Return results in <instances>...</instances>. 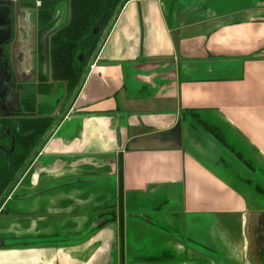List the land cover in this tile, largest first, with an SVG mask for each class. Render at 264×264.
<instances>
[{"label":"crops","instance_id":"0c3cea01","mask_svg":"<svg viewBox=\"0 0 264 264\" xmlns=\"http://www.w3.org/2000/svg\"><path fill=\"white\" fill-rule=\"evenodd\" d=\"M161 1L128 0L119 8L76 100L54 131L60 135L47 144L48 157L33 165L1 205L11 208L0 215V240L16 236L38 242L0 248V264H110L112 254L107 252L116 238L111 226L76 242L64 238L82 231L94 213L117 200L119 152L123 218L127 205L142 197L154 204L152 210L170 198L175 203L179 199L175 211L165 212L182 218L185 232L193 236L206 226L208 241L217 243L213 251L219 258L214 260H204L184 242L173 244L189 250L194 264H264V192H252L238 181L246 169L226 166L229 154L224 158L221 152L213 160L226 169V176L201 161L195 151L203 148L199 136H209L181 119L186 111L207 113L264 168V0H224L235 8L206 21L178 23L174 29L162 17ZM65 103L50 104L51 118L56 119ZM69 117L71 126L83 120L74 134L61 132ZM178 121L181 129L186 123L184 130L196 133L189 143L193 149L182 146L181 136L179 148L125 151L132 140L169 130ZM106 175L117 180L111 196L86 190L87 185L105 183ZM252 175L262 183L261 174ZM134 227L145 228L136 222ZM52 238L61 244L51 245ZM82 248L89 255H79ZM28 250L45 258L38 260ZM119 260L122 264L121 254Z\"/></svg>","mask_w":264,"mask_h":264},{"label":"flooded vegetation","instance_id":"af4514ba","mask_svg":"<svg viewBox=\"0 0 264 264\" xmlns=\"http://www.w3.org/2000/svg\"><path fill=\"white\" fill-rule=\"evenodd\" d=\"M12 1H13V4L11 6V15H10L11 36H10V39L7 41V43L4 45L3 50H4V55H6L8 67L13 75V82L10 85L14 87V90L12 92V98L10 100V106H9L7 115L4 116L3 112H0V118L11 119L13 126H16L19 119L21 118H35V117L51 118L50 111L54 109V105H50V104H52V102H66L65 105L61 108L60 112L58 113L57 115L58 117L63 112V110L66 108V105L69 103L74 91L78 87V84L73 92H69L67 89L66 82L64 83V82L54 81L52 79V70L50 66V54H48V44H49L50 36L53 34L54 31L63 27L68 22L67 21L69 17V12H68L69 6H67L68 0H57L55 4L47 5V7L43 6V0H38V1L36 0H15V1L12 0ZM31 1L34 2L33 5H30L29 2ZM163 1H168V3L164 5V11H166L165 19H166L167 27L172 28V29L175 28L176 25L181 22L176 18L174 19L171 18V14L175 7L176 8L180 7L181 10L186 12L185 14L187 15V19H190L191 16L198 19L200 17H207V16H211L214 14H221L223 12L231 10L232 8H235V6L232 5L230 2L228 3L227 1H224V0H223V3L217 2L215 0H202L203 2H201V0H163ZM62 3L65 6L63 11H62V6H60V5H63ZM241 5H245V3H242ZM44 7L46 10H44ZM188 9H190V11ZM46 12L47 14L44 15V13ZM81 58H82V55L79 56V60L84 62V65H85L84 72H85L86 70L85 68L87 67L91 58L89 60H86L85 57H83L82 59ZM60 88H63L65 95H63L61 98L59 97V99L55 98L52 101V96L56 94L55 91L60 90ZM79 92L80 91H78L75 98L72 100L73 102L67 108L66 113L72 107ZM66 113L61 117V120L59 121L58 125L51 132V135L48 136L43 141L42 145L37 149L36 154L25 165L24 169L20 173V176L15 182V186L18 185L20 180H22V178L31 171V168L36 162H40L41 160L43 161L44 158L48 157L47 144L50 142L53 136L60 135L58 133L55 134L56 132L55 130L64 121ZM57 117L56 119H53V123L57 120ZM210 117L212 121H214L215 123L217 122L216 119H214L212 116ZM7 132L8 130L6 131V134H8ZM46 133L41 138V140L37 143V145L46 136ZM14 142H15L14 138L11 137L10 151H12L14 148ZM37 145H35V148ZM51 147L53 146L52 145L48 146V149H51ZM35 148L29 154V156L23 162V164L20 166V169L17 171L15 176L20 172L22 166L34 153ZM1 150L6 151L4 147H2ZM241 152H242V158H244L243 160H245L246 166H248L251 170L253 168L255 170L256 168L255 165H257V162L256 160H252L248 158L249 155L247 154V149L245 148V146L242 147ZM122 153L123 152H119L116 157L117 178L120 177L119 163L121 161ZM105 172L106 171H104V173ZM255 185H257L256 182H254L252 185H249V186L254 188ZM10 193L11 191L9 192V194ZM19 198H21L20 195H15L14 199H19ZM118 202H119V198L117 197V202L106 204L108 208L109 207L111 208L113 206L115 207L111 209L107 208L105 210H102L98 214L94 213L95 217L91 218V220L83 227L82 231L67 235L64 239L77 240L80 236L82 237L87 236V234H89L88 231L90 230L91 225L97 223L101 219L106 220V218H113L114 216L113 214L117 212ZM11 206L14 207L13 205ZM3 207L4 206L2 207L0 206V215H5L6 213L8 214L9 209L11 207H8V206L7 208L6 207L3 208ZM135 217H138V216L135 215ZM110 223H114V222H110ZM174 241H176L177 243L184 242V244L187 245V241L180 242V240L178 239ZM54 242H57V241H54ZM54 242L52 243L54 244ZM52 243L51 245H53ZM120 244H122L120 246L122 264H172V262H177V260H179L173 257L171 253L168 251L166 252L161 251L158 254L150 252L149 254V253H146L147 252L146 250H140L139 256L134 255V257L131 258L132 260H128V259H125L124 257V250H123L124 244L122 242ZM22 245L35 246L36 244L35 243H24ZM176 247L177 245H175V247L173 245V249L178 251L180 254L182 252L186 253L184 249L180 251ZM185 260L187 259H184L182 261L179 260L178 264L179 263L183 264Z\"/></svg>","mask_w":264,"mask_h":264},{"label":"trees","instance_id":"16d2710c","mask_svg":"<svg viewBox=\"0 0 264 264\" xmlns=\"http://www.w3.org/2000/svg\"><path fill=\"white\" fill-rule=\"evenodd\" d=\"M127 1L123 0L122 7ZM56 2L57 0H43V6L47 7V5H53ZM118 2L119 0H68V22L50 36L48 54H50L52 79L66 82L69 92L75 90L84 72L85 65L84 62L79 60V56L82 55V58L85 57L86 60L91 58ZM29 3L30 5L34 4L33 1ZM45 7L44 10H46ZM46 14L47 12L44 13V15ZM52 111H50V114ZM181 114V119H187L193 129H201L220 145L236 161L234 162L236 167L238 165L237 160L241 162V166L246 165L244 158H242L241 145L237 141L233 143L231 135L226 134L219 128L218 124H216L217 122L212 121L207 113L194 110V112L186 111ZM53 119L40 117L21 118L17 125L13 126L11 119L0 118V147H4L6 150L2 151L0 148V197L20 169V166L33 151L35 145L51 128ZM7 130L8 134H6ZM11 137L15 140L12 151H10ZM224 164L233 167L231 162ZM119 166L120 177L118 180L121 181V184L118 190L117 212L119 213L117 214L123 219L121 161ZM241 166L239 167L242 168ZM260 172L253 168L251 172L246 171L244 175L241 173L237 175V179L243 186L245 185L248 188L250 187L249 185L256 182L257 185L254 188L250 187L252 192L256 189L264 192V178L262 183L257 178H250L252 173H255L256 176L261 174L264 177L262 169ZM117 214L114 213L113 218H106L105 223L114 222Z\"/></svg>","mask_w":264,"mask_h":264},{"label":"rangeland","instance_id":"374dc122","mask_svg":"<svg viewBox=\"0 0 264 264\" xmlns=\"http://www.w3.org/2000/svg\"><path fill=\"white\" fill-rule=\"evenodd\" d=\"M36 1H38V0H36ZM219 2L223 3V0H219ZM223 5H225V4H223ZM60 6H62V11H63L64 7H65L64 4L60 5ZM55 92H56V94L52 96V101L55 98L59 99V97L61 98L63 95H65L63 88H60V90H57ZM67 125L71 126L69 123H67ZM67 125H65L66 128H67ZM185 127H186V123H182V129H181L182 130L181 136L183 139V145L182 146H184L186 149H193L189 146V143L191 141V138H193L196 133L194 131L186 132L184 130ZM185 132L188 135L184 138ZM199 137L201 138L199 141H200V144L203 145V148L201 149L199 147V149H198L199 151H197V149H195V151L198 152V153H196L198 158L201 161H203L205 164H207V166H209L210 168H214L217 171V173H220L223 176L228 175V172H226V169H223L222 167L216 166V164L213 162V160H216L219 156H222L221 152L224 153V158L227 156V153L222 149V147L220 145H217L215 143V141H213V139H210L209 137H207L203 134H201V136H199ZM245 148L247 149V154L250 156L251 155L250 150L247 147H245ZM200 154H202V155H200ZM228 161H230V162L233 161L232 158H230V155L228 157ZM237 163L239 165H241V162L238 160H237ZM232 164H233V162H232ZM241 167L242 168L240 171H244L246 169V171L251 172V170L248 166L242 165ZM255 167L258 168L259 170H261V169L264 170L263 166L261 168H259L257 165H255ZM107 172H109V170H107ZM106 176L107 177H105V179H104L105 183H100V184L97 183L96 185H88L86 187V190L87 191H94V193H96L97 195H103L104 197H107L106 195L111 196L114 193V190H115V187L117 184V180H116V177H113V176L109 177V175H106ZM250 178L255 179V176L251 175ZM238 184H240V183H238ZM238 184H236V185L240 186ZM241 188H243V187H241ZM135 201L133 202V204L138 203V205L141 206L139 209H137L136 206H133V204H128L127 207L125 208V212L128 213L126 215V219H125L126 220L125 221L126 230L124 231V239H123V244H124L123 250H124L125 259L132 260L131 258H133L134 255L139 256L140 255L139 250H146L147 251L146 253H149V254H150V252H153L154 250H158L159 252L168 251L171 253V255L173 257L179 259L180 261L187 258V260H185L184 263H191L189 261V260H191V258H189L190 257L189 250L186 253L182 252L180 254L178 251L173 249V244L177 243L174 240L178 239V240H180V242L185 240L186 235L184 233L183 219L181 218V221H180V218L178 216L177 217L171 216L172 212H165V211H172V210L175 211L177 204L179 205V199L177 200L178 203H175V200L173 201V199H171V198L168 199V201L165 204L158 203L156 205L161 207V208L153 209V210H152V207L154 204L151 202H148L144 197L137 199ZM115 202H117V200H115ZM168 204H170V205H168ZM135 215H137L138 217H135ZM157 216L159 218L156 221L155 218ZM166 216H169V218L167 219ZM149 219L152 221L154 220V222L153 223L147 222V220L149 221ZM167 220H168V222H167ZM135 222L138 223L139 225H141L142 227H145V228L137 229V227H134ZM113 225H115V224L107 223V225H104V226L108 227V226H113ZM200 230H201V233H199V231H198L197 234H195V236L190 235V233L187 232V234L190 235L188 238V241H187L188 248L195 250L197 252H199L198 250L207 252L208 255H204V257L207 258V256H209L211 260L212 259L214 260V258L215 259L219 258L218 255L215 254V251H213L215 248L214 242H215V246L217 247L216 241L213 240L214 241L213 243H210L208 241L210 239V236H209V232L207 231V227L201 226ZM85 237L86 236H84V237L80 236L77 240H73V241L76 242V241L82 240ZM23 239L24 238H22V239L10 238L8 240L14 241V242H21ZM27 239H31V238H27ZM36 240L37 239L33 238L31 240H28V241L38 242ZM62 243H64V242H62ZM168 243H170V245H167ZM58 244H61V243H58ZM111 244H112V250H111L110 254H112V255L110 256V258L113 261L115 260L114 264H120V260H119V255H120L119 238H118V240L112 242ZM179 260H177V262H172V264H178ZM126 262H127V260H126ZM200 262L201 261L198 260L199 264H207L206 261L201 262V263ZM179 264H181V263H179Z\"/></svg>","mask_w":264,"mask_h":264},{"label":"water","instance_id":"95a60500","mask_svg":"<svg viewBox=\"0 0 264 264\" xmlns=\"http://www.w3.org/2000/svg\"><path fill=\"white\" fill-rule=\"evenodd\" d=\"M122 2L123 0H120L118 2V6L115 8L111 18H110V22L108 23L107 27L105 28V31L102 33V37L100 39V41L98 42L95 51L93 52L94 54L92 55L87 67L85 68V72L83 73L79 83H78V87L77 89L74 91L69 103L66 105V108L63 110V112L57 117V120L52 124L51 129L46 133V136L42 139V141L36 146L34 153L31 155V157L25 162V164L22 166L20 172L12 179V181L10 182L9 186L6 188L5 192L3 193V195L0 197V206L1 204H3V202H5V198L8 196L10 190L14 187L16 180L18 179V177L20 176L21 171L24 169L25 165L31 160V158L36 154L37 149L42 145L43 141L51 135V132L54 130V128L58 125L59 121L61 120V117L64 115V113L66 112L67 108L71 105V103L73 102L72 100L75 98L76 94L78 93V91L80 90V88L82 87V82L84 81L85 77L87 76V74L90 71V67L91 65L94 63V61H96L97 59V55H98V51L101 47V45L103 44L104 40L106 39V35L109 31V29L111 28L113 22H114V18L116 17L119 8L122 6ZM161 5V14L162 17L165 16L166 12H164L163 10V6L168 3V1H161L159 2ZM13 4L12 0H0V112H3V115H7L9 106H10V100L12 98V92L14 90V87H12L10 84L13 82V75L12 72L10 71L9 67H8V62L6 60V55H4V50L3 47L4 45L7 43V41L10 39L11 36V23H10V15H11V6ZM190 11V9H188ZM186 12H184L183 10L180 9V7L178 8H174L173 12L171 14V18H176L179 21H182V18L184 21H186L185 23L181 24L179 23L178 26L182 27L184 25H190L193 22L196 21H206L209 16L207 17H200L198 19L194 18V17H190V19H187V15L185 14ZM190 15V14H189ZM174 29V28H173ZM72 117L67 118V120H65L66 122L64 123L65 125H67V123H71ZM124 121V118L121 117L120 119V123L122 124V122ZM82 122L77 123L74 126H68L67 128L64 126L61 129L62 133L65 132H69L70 134H74L75 129H82ZM181 134H182V130L180 127V121H178L177 124H175L171 129L163 131V132H159V133H154V134H150L147 135L146 137H142V138H138L135 140H132L131 142H129L124 148L126 152H131V150H136L139 148H151V147H180V143H181ZM233 160V159H232ZM228 161V160H227ZM230 162V161H228ZM231 162H236L235 160L231 161ZM232 164V163H231ZM237 165V164H236ZM239 165V164H238ZM237 165V166H238ZM241 166V165H239ZM118 180V178H117ZM121 184V181L118 180V190H119V186ZM91 185V184H90ZM95 185V184H92ZM88 186V185H87ZM116 189V187H115ZM163 203V202H161ZM29 207V206H26ZM159 209V208H157ZM264 214V212H263ZM124 216V215H123ZM158 216L155 218L156 221L158 220ZM125 218H121V216L119 214L116 215L115 221L112 224H115L113 226H111V228L114 230V235L116 236V238L113 239V242L118 240L119 238V244L121 242H123L124 239V231L126 230L124 224H125ZM105 219H101L100 221H98L97 223L91 225L90 230L88 232H90L89 234H87L88 236L91 235H95L96 233H98L102 227L104 225H107V223H105ZM145 221V220H144ZM147 222H154V220H147ZM128 229V228H127ZM92 232V233H91ZM187 232L189 233V231L187 230L185 232V228H184V233L186 235L185 240L183 241H188L189 234H187ZM44 237V236H43ZM12 239H18L16 236L11 237ZM31 239H33L34 237H29ZM10 239V238H8ZM31 239H27L24 238L21 242H14V241H9V240H0V248L2 249H6L7 247L10 248L11 246H14L15 244H22V243H31L34 241H28ZM43 242H45V239H42ZM41 240V241H42ZM60 241L59 238H54V239H48L49 242H53V241ZM92 246V245H91ZM112 247V246H111ZM89 248V247H86ZM27 249H31V248H27ZM86 249H80L79 250V255L83 254L84 256H86V254L89 255V253L87 252ZM112 250V249H111ZM195 251V250H194ZM199 254H201L203 257L204 255H208L207 252L198 250ZM81 252V253H80ZM26 253H28V255H36L37 259L45 258V255L40 254V252L36 253L35 251H30L28 250ZM111 253L110 251L107 252V254ZM92 254V253H91ZM83 256V257H84ZM91 256V255H90ZM36 259V262H37ZM38 259V260H39ZM210 259L209 256H207V258L205 257L204 260ZM112 260V259H111ZM191 263H184V264H192L193 260H189ZM115 260L110 263V264H114ZM194 264V263H193Z\"/></svg>","mask_w":264,"mask_h":264}]
</instances>
